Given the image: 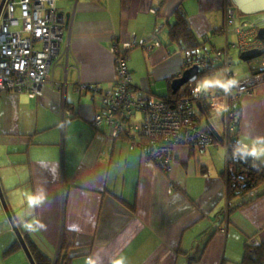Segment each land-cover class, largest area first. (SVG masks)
<instances>
[{"label":"crops","instance_id":"0c3cea01","mask_svg":"<svg viewBox=\"0 0 264 264\" xmlns=\"http://www.w3.org/2000/svg\"><path fill=\"white\" fill-rule=\"evenodd\" d=\"M227 4L232 5L230 0H56L58 11L73 19L52 76L63 87L45 83L36 97L0 94V179L17 222H26L23 229L31 226L38 249L57 256L67 227L78 232L81 245L71 264H188L178 248L194 253L215 232L201 261L192 264H241L246 242H264V195L225 212L227 141L221 112L211 111L218 142L205 149L176 147L177 163L166 173L144 159L128 136H114L105 122L97 127L95 95L75 88L83 81L114 89L112 45L136 39L144 46L128 58L133 94L169 95L168 80L181 75L184 61L169 36L178 9L187 14L205 52L222 50L236 78L249 76L250 63L242 74L230 67L231 48L237 46L232 34L249 27L242 39L251 40L258 22L237 12L233 29L224 31ZM226 67L198 87L209 94L222 90ZM239 109V141L264 165V85L243 95ZM2 208L0 264H31L23 248L5 255L18 238Z\"/></svg>","mask_w":264,"mask_h":264},{"label":"built area","instance_id":"2783aa9c","mask_svg":"<svg viewBox=\"0 0 264 264\" xmlns=\"http://www.w3.org/2000/svg\"><path fill=\"white\" fill-rule=\"evenodd\" d=\"M3 12L7 16L0 21V94L27 92L36 97L42 95L43 86L48 82L62 88L63 83L55 82L52 76L64 33L70 31L73 19L58 11L56 0H6ZM152 12L157 11L153 9ZM225 12L227 25L224 31H229L233 29L237 11L227 4ZM234 30L242 33V27ZM256 31L257 28L249 36L255 35ZM253 37L242 39L243 50L259 47ZM137 44L135 39L124 43L123 50L117 44L112 46L116 72L114 89L103 91L98 85L79 81L76 90L92 91L106 107V113L95 115L97 127L106 120L114 136H128L135 145L143 148L149 161L166 173L177 161L176 147L205 149L215 144L211 132L204 128L205 119L199 110L202 100L208 103L211 111L222 113L228 136L240 124L238 109L242 96L252 94L264 85V58L261 61L257 58L251 63L254 73L243 78H236V74L226 67L225 87L216 94L204 92L197 85L192 96L177 100L169 99V95L137 98L133 94V76L128 66L129 54ZM67 46L69 48V43ZM215 55L222 57L224 53L219 50ZM194 63L200 65V70L205 64L197 60ZM197 76L190 82L196 81ZM138 113L142 114L140 119H137Z\"/></svg>","mask_w":264,"mask_h":264},{"label":"trees","instance_id":"16d2710c","mask_svg":"<svg viewBox=\"0 0 264 264\" xmlns=\"http://www.w3.org/2000/svg\"><path fill=\"white\" fill-rule=\"evenodd\" d=\"M230 1L231 4L236 8L233 1L232 0ZM236 11L239 13L238 15L240 16L245 15L237 8ZM169 36H170V41L177 44L180 50L182 51V53L184 54V61L182 64L183 71L192 67L193 65H196L194 63L196 60L199 61L200 64L205 63L204 65L201 66V70L198 73L197 80L184 85L176 93L173 92L172 81L176 77H179L180 75L179 76L176 75L170 78L168 80L170 84L169 99L177 100L180 98L192 96L195 88L197 87L200 81H202L207 76L226 67L225 55H223L222 57H218L217 55L212 54L210 52L207 53L204 52L205 51L204 42H202L200 38L196 35V33L193 31L188 16L182 9H178L175 14V20L173 23H171L170 26ZM114 44H117L123 50V45L119 44L116 41H114L113 45ZM140 45L144 46V44L138 43L136 47ZM216 51H219V49ZM263 58L264 55L259 57V59L257 60L261 61ZM254 61L255 60H252L250 62L252 63ZM251 66H250L251 73H254V69ZM99 88L102 89L101 87ZM79 93L81 94L82 91H80ZM164 96L165 95L158 97L164 98ZM97 102H98L97 111L99 113H106L105 111L106 107L100 102L99 97L96 98V103ZM200 105L203 107L201 116L205 119L204 128L205 130L210 131L208 121L212 123L211 121L212 112L211 110L208 109V104L204 100L200 102ZM238 112L240 114L241 112L240 109H238ZM104 122L107 123L106 120H104ZM101 126L102 125H100V127ZM238 130H239V124L236 126L234 130L228 133V136H226V134L223 135L225 136V138H227L226 139L227 168L223 172L224 174L223 176L227 181V210L225 212L228 214L229 213L232 214L237 210H239L240 208H242L243 206L255 202L264 195V165L258 163L256 160L253 159L252 151L250 148H246L244 147V145L241 144V142L239 141ZM211 134L215 139V143H217L218 137L214 133ZM142 152L145 153L143 148H142ZM7 193L8 192H5V195ZM25 223H18V224L20 229L22 230L25 240L27 241L32 251V254L37 264H71L72 259L77 255H79L78 249L81 247V245L77 240L78 232L76 230H71L65 227L61 237L60 248L57 253V256H49L44 251L38 249V247H36L33 241H31L30 238L31 226L27 227L26 229H23ZM214 233L212 232L213 235ZM212 234L210 235V238H208V240L205 241L203 246L199 248V250H196V252L190 253L189 250H184L181 247H179L178 253L188 258V264L201 261V256L203 255L204 250L208 245V242L211 240V236H213ZM20 249H22V246L19 240H17L6 249L5 255H10ZM88 259H90V257ZM241 264H264V242L260 244H256L254 242H249V241L246 242Z\"/></svg>","mask_w":264,"mask_h":264},{"label":"water","instance_id":"95a60500","mask_svg":"<svg viewBox=\"0 0 264 264\" xmlns=\"http://www.w3.org/2000/svg\"><path fill=\"white\" fill-rule=\"evenodd\" d=\"M6 0H1L0 3V21L2 17H6V13L3 12V6ZM236 8L241 11L245 15H252V14H258L264 12V0H232ZM254 39L260 41L263 46L262 47H254L247 50H244L240 54V58L243 61H252L254 59H257L264 55V22L263 25H257V31ZM200 65L196 64L192 67L184 70L179 77H176L172 81V89L173 92L176 93L178 90H180L184 85L188 84L191 80H193L199 73ZM199 107L201 110H203V107L199 104ZM209 129L211 133H214L218 138L221 137V134L216 129V127L208 121ZM0 198L3 204V207L5 209V212L8 216V219L17 235V238L25 251L29 261L31 264H37L35 261V258L32 254V251L27 243V241L24 238V235L22 233V230L19 227V224L13 214V211L8 203V200L6 198L1 180H0Z\"/></svg>","mask_w":264,"mask_h":264},{"label":"rangeland","instance_id":"374dc122","mask_svg":"<svg viewBox=\"0 0 264 264\" xmlns=\"http://www.w3.org/2000/svg\"><path fill=\"white\" fill-rule=\"evenodd\" d=\"M239 14V13H238ZM239 17V16H238ZM245 19H249V20H252V21H254V20H256L257 19V22H258V24L261 26V25H263V22H264V12L263 13H258V14H252V15H244L243 16ZM237 18V17H236ZM236 21V20H235ZM234 26V25H233ZM248 29H249V27H242V31L244 32V33H248ZM234 32H237V34H235V33H233L232 34V36H233V38H234V40H235V42H236V44H237V46H235V47H233V48H231V53H232V56H233V65L231 64L230 65V67L232 66V68L233 69H235V70H238L241 74L244 72V66L243 65H247L248 66V63H250V65H251V62H248V61H243V60H241V58H240V54H241V49H243V46L241 45V41H242V33H241V35H240V32H238V31H234ZM224 46H226V44H224ZM207 47H209V46H207ZM242 47V48H241ZM139 48V47H138ZM220 48V47H219ZM208 51L207 52H210V53H212V54H215L216 53V50H218V49H213L212 47L211 48H206ZM243 51V50H242ZM205 52V51H204ZM207 52H205V53H207ZM246 66V67H247ZM248 68V67H247ZM220 72H225V69H220L219 70ZM236 73V72H235ZM205 82V79H203L202 81H200L199 82V84L201 85L202 83H204ZM199 110H200V112H201V114H202V111L203 110H201V108H199ZM214 120H216V117L215 118H213ZM216 125H218L217 124V122H216ZM109 129V128H108ZM219 129H221V127L219 126ZM110 133H111V129H110ZM131 144H133V142H130ZM133 146V145H132ZM136 146V147H135ZM134 147L135 148H137L139 151H141L142 150V148L140 147V146H138V145H135ZM143 153V152H142ZM144 159H146V160H148L147 158H146V155H145V153H144ZM152 163V162H151ZM1 180V179H0ZM18 193V196H20V198L23 196V192H17ZM3 204H2V201H1V198H0V206L1 207H3L2 206ZM2 209H4V207L2 208ZM20 210H22V212H23V214H25L26 212L28 213V209L26 208V209H20ZM4 212V214H3V218L6 220V221H8V217H7V215L5 214V210H3ZM6 215V216H5ZM26 218H24L23 219V221L25 220ZM3 227V226H2ZM4 228V227H3ZM2 228V229H3ZM15 236H16V238H17V235L15 234Z\"/></svg>","mask_w":264,"mask_h":264},{"label":"flooded vegetation","instance_id":"af4514ba","mask_svg":"<svg viewBox=\"0 0 264 264\" xmlns=\"http://www.w3.org/2000/svg\"><path fill=\"white\" fill-rule=\"evenodd\" d=\"M256 35V34H255ZM255 35H254V37H255ZM258 41V40H257ZM259 44V47H262L263 46V44L260 42V41H258V43L256 44V45H258ZM183 71V70H182Z\"/></svg>","mask_w":264,"mask_h":264},{"label":"clouds","instance_id":"9594fccd","mask_svg":"<svg viewBox=\"0 0 264 264\" xmlns=\"http://www.w3.org/2000/svg\"><path fill=\"white\" fill-rule=\"evenodd\" d=\"M115 264H122V261H116Z\"/></svg>","mask_w":264,"mask_h":264}]
</instances>
